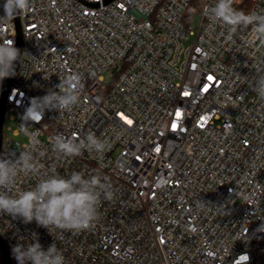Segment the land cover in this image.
<instances>
[{"label":"built area","instance_id":"1","mask_svg":"<svg viewBox=\"0 0 264 264\" xmlns=\"http://www.w3.org/2000/svg\"><path fill=\"white\" fill-rule=\"evenodd\" d=\"M194 1L32 0L12 18L0 0V43L15 45L16 21L22 35L5 114L26 137H5L2 125L0 155H19L35 138L43 165L41 177L21 174L16 187L79 171L107 177L114 192L78 232L0 213L10 264L13 246L36 239L45 249L56 243L66 264H264V101L253 90L264 76V41L250 28L213 25L204 9L216 0H197L192 30ZM234 7L264 12V0ZM74 73L79 103L24 123L31 100ZM89 133L110 143L103 157L52 147L58 134Z\"/></svg>","mask_w":264,"mask_h":264},{"label":"clouds","instance_id":"2","mask_svg":"<svg viewBox=\"0 0 264 264\" xmlns=\"http://www.w3.org/2000/svg\"><path fill=\"white\" fill-rule=\"evenodd\" d=\"M31 5L32 0H4V17L15 18ZM204 11L213 25L221 24L231 32L240 27L250 28L253 38L264 41V12L245 13L234 7V0H216ZM19 58L20 52L14 42L0 43V81L14 75L15 62ZM59 80L56 90H49L44 96L31 100L21 117L24 123H39L46 110L71 111L79 103L83 87L81 75L69 74ZM253 90L264 101V76L257 79ZM38 146V140L33 138L29 149L21 150L19 155H0V213L21 218L25 223L35 221L50 233L53 228L73 232L87 230L99 219L101 198L111 200L114 197L108 178L99 173L86 176L83 172L73 171L68 176H44L33 187L20 190L16 183L21 174L42 175L43 165L34 156V149ZM52 147L65 157H78L84 151L103 157L111 145L94 133L79 140L58 134L53 137ZM12 255L17 264H66L56 243L45 249L38 239L26 246H13Z\"/></svg>","mask_w":264,"mask_h":264},{"label":"water","instance_id":"3","mask_svg":"<svg viewBox=\"0 0 264 264\" xmlns=\"http://www.w3.org/2000/svg\"><path fill=\"white\" fill-rule=\"evenodd\" d=\"M111 0H104V2H109ZM15 47L19 50L21 54V48H22V35H21V29L19 26L18 21H16V43ZM20 58L15 62V72L18 67ZM14 72V74H15ZM14 75H12L10 78H5L4 81V86L0 95V144H1V137H2V125H3V120H4V115L7 107V101H6V94L7 91L9 90L12 80H13ZM0 248L2 250V255H3V264H10V256H9V251L8 248L3 241V239L0 236Z\"/></svg>","mask_w":264,"mask_h":264},{"label":"rangeland","instance_id":"4","mask_svg":"<svg viewBox=\"0 0 264 264\" xmlns=\"http://www.w3.org/2000/svg\"><path fill=\"white\" fill-rule=\"evenodd\" d=\"M193 5L196 8V11L192 14L191 18H190V22H189V26L192 30H195L198 28L200 20H201V13L198 10L199 7V2L197 0H195L193 2ZM193 38V36H191V39ZM110 81V76L108 74L105 75L104 77V83H108ZM11 112L9 110H7L6 114H5V118L3 120V134L5 137H11L14 140H18L20 142H23L26 140V137L23 136L22 134L19 135H14L13 134V130L17 127V119L16 120H12L9 118V114ZM7 126H10L11 129H8Z\"/></svg>","mask_w":264,"mask_h":264}]
</instances>
